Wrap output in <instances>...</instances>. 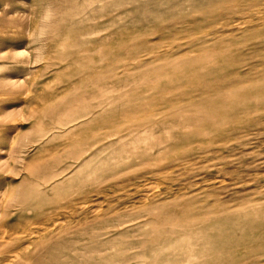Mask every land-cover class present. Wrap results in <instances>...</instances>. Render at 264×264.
<instances>
[{
    "label": "rangeland",
    "instance_id": "rangeland-1",
    "mask_svg": "<svg viewBox=\"0 0 264 264\" xmlns=\"http://www.w3.org/2000/svg\"><path fill=\"white\" fill-rule=\"evenodd\" d=\"M263 217L264 0H0V264H264Z\"/></svg>",
    "mask_w": 264,
    "mask_h": 264
},
{
    "label": "clouds",
    "instance_id": "clouds-1",
    "mask_svg": "<svg viewBox=\"0 0 264 264\" xmlns=\"http://www.w3.org/2000/svg\"><path fill=\"white\" fill-rule=\"evenodd\" d=\"M55 11L51 6H46L42 13L37 18V25L34 30V38L43 40L47 37L51 30L52 23L55 19ZM38 54H42L40 49H37Z\"/></svg>",
    "mask_w": 264,
    "mask_h": 264
},
{
    "label": "bare ground",
    "instance_id": "bare-ground-1",
    "mask_svg": "<svg viewBox=\"0 0 264 264\" xmlns=\"http://www.w3.org/2000/svg\"><path fill=\"white\" fill-rule=\"evenodd\" d=\"M260 216V215H259ZM257 218V217H256ZM264 218V217H263ZM154 221V220H153ZM152 221V222H153ZM159 223V222H158ZM159 224H161V223H159ZM159 226V225H158ZM156 228H157V226H155ZM60 233V232H59ZM56 234V233H55ZM50 235H53V234H50ZM228 236V235H227ZM52 238H54V236H52ZM151 241V240H150ZM7 242V241H6ZM15 242V241H14ZM190 242V241H189ZM47 244H49L48 242H46ZM207 243V242H206ZM228 243V242H227ZM12 244V243H11ZM16 244V243H15ZM192 244V243H191ZM45 245V244H44ZM199 245V244H198ZM197 245V246H198ZM46 246V245H45ZM8 247V246H7ZM43 247V246H42ZM45 248V247H44ZM44 248H43V251H44ZM18 249H20V248H18ZM27 249V248H26ZM225 249V248H224ZM224 249L223 250H221V251H224ZM229 249V248H228ZM232 250H233V248H232ZM237 250V249H236ZM42 251V252H43ZM194 249H193V247H188L186 250H184L183 251V254L186 256V260L187 261H189V259H190V257L191 256H194L195 254H194ZM234 251V250H233ZM159 252V249L157 248V247H155V248H153L152 249V253L154 254V255H156L157 253ZM215 252H217V251H215ZM217 253H219V252H217ZM36 254V253H35ZM38 254H40L39 252L36 254V255H38ZM42 254V253H41ZM46 254V253H45ZM202 254H204L203 252H200L199 253V256H201ZM214 254V253H213ZM236 254V253H235ZM36 255H35V257H36ZM43 255V254H42ZM212 255V254H211ZM34 256V255H33ZM43 256H46V255H43ZM31 257V256H30ZM39 257V256H38ZM42 257V256H41ZM40 257V258H41ZM187 257H188V259H187ZM249 257V256H248ZM194 258V257H193ZM205 258V257H204ZM34 259V258H33ZM38 259V258H37ZM43 259V258H42ZM250 259V258H249ZM254 259V258H253ZM19 260V259H18ZM244 260V259H243ZM166 261V260H165ZM195 261H196V258H195ZM249 261V260H248ZM41 262V261H40ZM47 262V261H46ZM242 262V261H241ZM29 263V262H28ZM191 263V262H190ZM189 263V264H190ZM243 263V262H242ZM17 264H18V261H17ZM165 264V263H164Z\"/></svg>",
    "mask_w": 264,
    "mask_h": 264
}]
</instances>
